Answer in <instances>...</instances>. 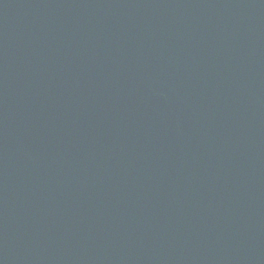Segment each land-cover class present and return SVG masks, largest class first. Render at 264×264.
Returning <instances> with one entry per match:
<instances>
[{
	"label": "water",
	"instance_id": "obj_1",
	"mask_svg": "<svg viewBox=\"0 0 264 264\" xmlns=\"http://www.w3.org/2000/svg\"><path fill=\"white\" fill-rule=\"evenodd\" d=\"M0 264H264V0H0Z\"/></svg>",
	"mask_w": 264,
	"mask_h": 264
}]
</instances>
